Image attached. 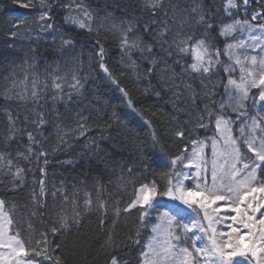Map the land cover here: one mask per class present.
Returning a JSON list of instances; mask_svg holds the SVG:
<instances>
[{"label":"trees","instance_id":"16d2710c","mask_svg":"<svg viewBox=\"0 0 264 264\" xmlns=\"http://www.w3.org/2000/svg\"><path fill=\"white\" fill-rule=\"evenodd\" d=\"M48 1L57 36L23 41L11 35L12 20L31 12L22 0H0V201L11 220L9 235L18 234L31 249L47 233L53 259L36 257L41 264H55L57 255L62 264H110L113 256L119 264H141L156 210L147 209L141 220L145 209H124L142 183L155 181L164 190L175 170L171 159L184 155L193 140L207 145L212 139L226 87L221 33L241 13L226 10L227 0H161L157 8L152 0H82L92 23L78 30L66 23L64 0ZM130 26L125 47L121 41ZM186 36L219 50L222 63L215 74L187 68L191 54L173 44ZM73 74L83 83L79 92L70 87ZM26 76L28 91L21 99L16 93ZM57 76L66 78L58 81L60 90L53 87ZM80 124L84 135L77 131ZM258 175L264 179V171ZM61 209L69 216L79 211L80 224L53 234Z\"/></svg>","mask_w":264,"mask_h":264},{"label":"snow or ice","instance_id":"6c2138e0","mask_svg":"<svg viewBox=\"0 0 264 264\" xmlns=\"http://www.w3.org/2000/svg\"><path fill=\"white\" fill-rule=\"evenodd\" d=\"M244 3L247 4L248 0H244ZM21 6L25 8L29 7L30 0L29 3H24ZM150 6L152 8L160 7L161 0H152ZM234 7H236L234 0H227L226 10ZM41 19H44V16H42ZM201 19H203V17H201ZM253 19H255V17H253ZM20 23L23 24L24 21H20ZM84 26L85 25L80 22V27ZM49 27H51V25H49ZM261 27H264V25H261ZM131 30L130 26L123 35L121 43L125 47L129 46L128 32H131ZM234 30V25L228 24L224 27L221 34L228 35ZM11 35L15 37L17 33L12 32ZM253 39L255 40L258 38L253 37ZM64 44L70 45L71 41L65 40ZM173 44L179 53L191 54L193 62L189 64L187 68L194 73L202 75L210 74L214 65L219 63V50L213 53L204 39H194L191 36H186L183 39L174 40ZM131 46L137 47L138 45L133 42ZM229 47L232 46L229 45ZM148 51H151L150 46L148 47ZM98 55L101 57L102 61L104 55L103 46H101ZM231 58L230 56L229 59ZM250 62L253 66L252 69L246 66L240 68L241 76L239 81L231 78L228 80V84L233 86V91L230 94L233 111L240 112L241 115L245 114L242 110L246 107V101L250 98V89H260L258 101L256 98H253L254 103L264 102V58L258 61L257 56L253 55L250 58ZM177 63H179V61H177ZM235 63L240 65V59L237 58ZM100 68L106 73L109 72V69L103 62L100 63ZM225 71H229V69L226 68ZM63 79L66 78L57 76L53 80V87L60 90L62 84L58 81ZM71 80L72 83L70 87L79 92V90L83 88V83L80 78L73 74ZM27 81L28 77L26 76L24 81L19 82L20 85H24L21 91L16 93L21 99L25 98V93L28 91ZM113 82L115 83L116 81L113 79ZM30 83L33 88L31 95L33 98H36L38 93L35 91V79H32ZM17 86L19 85L14 84L13 90H15ZM121 92H124V95L127 96V92H125L124 89H121ZM157 95H159V93H157ZM128 104L129 107H131L130 100ZM133 110L135 111V109ZM38 115L40 116L39 123L43 124L44 120L42 115ZM261 123L264 122H258L255 118H252L250 125L240 128L243 143L247 145L248 151L253 154V159L245 156L241 152L237 139L232 136L230 118L226 119L220 116L216 119L217 131L227 133V135L222 134L221 137L223 139V151L218 152L217 141H212V155L213 157H222L223 163L218 164L216 159L212 160V187L204 189L207 195H203V192H194L191 188L184 187L183 182L179 179L181 175L180 172L173 173L177 176L176 183L174 184L172 179L169 178L167 186L162 191L158 189L155 181H153L151 185L147 183H142L140 185L136 199L132 201L124 211L127 212L129 209L135 208L138 205L141 209H145V211L141 213V220H143L145 215H148L147 209L156 208L154 201L158 196L170 197L174 201H180V204L177 205L174 210L170 209L160 214L159 219L164 220L168 227L161 229L159 224L153 227V232L157 233V235L153 237V240L150 241L148 245L149 251L154 253L156 257V259L152 261V264H161L163 260L169 257H171L173 261H178L179 264H196V254L205 259V264H251L252 260L255 261V264H264V213H261V209H264V196H262L259 201L256 200L255 196H252V199L249 200V196L253 193H264V180L258 182L257 177L258 169L264 171V168H262V166H264V137H259L257 135V129H259L261 133H264V127H261ZM77 131L80 132V135H84V125L80 124ZM177 135L183 137L184 133L180 131L177 132ZM28 138L30 141L34 140L31 133H28ZM152 141L153 145L159 143L154 134ZM61 142H64L62 137ZM192 144L196 145L197 141L193 140ZM201 144L203 145V142H201ZM29 150L31 151V149ZM184 151L187 152L188 149L185 148ZM193 151L195 154L191 158L185 157L183 153L172 158L171 166L175 168L178 161L182 163L183 160L188 159V164L185 166L196 168L198 170V175L202 170L205 173L204 182L207 184L206 174L208 169L206 167L207 160H205L202 155L203 147L200 148V152H195V149H193ZM42 155H46V153H42ZM45 163H47V161H45ZM128 171L131 173V169ZM225 177H227V182H225ZM218 180L220 181L219 187H217ZM199 187L198 184L197 188ZM197 195H200L202 198L199 200L195 199ZM216 201H231V204L227 207V211L235 213V215L228 216L226 219L231 220L233 224L237 226L234 227L233 224H229L227 227L230 231L227 233H219L221 236L226 235V240L217 239V229L213 227V223L218 222V218L214 221L208 212V206ZM90 204V200L85 201L86 207ZM242 205L243 207H241ZM2 206L3 201H0V207ZM197 208L203 211V219L209 221L208 226L205 227L195 219L191 220L190 223H183L181 225L180 214L187 209H191L199 216L200 213L197 211ZM212 211L219 212L220 208H214ZM257 213H260L259 219L256 218ZM57 215L58 222H53L50 229L53 234L60 233L63 235V233L70 231L73 226L78 227L80 224V212L75 209L71 216H69L64 209H61L60 213ZM7 223L11 224V220H8ZM101 224H103V220H101ZM257 225H259V228L254 232L253 229L257 228ZM173 226H175V230ZM181 227L185 233L184 236L178 231ZM161 231L165 233L162 239L160 237ZM196 232L205 233L208 242L204 243L202 237L196 235ZM187 233H192V236H187ZM17 236L18 234L8 235L3 221L0 220V249H7V252L0 251V261H4V264H41L40 261L36 260V257L41 255H44V259L46 260L53 259L52 255H48V253L53 250L47 238V233L42 234V241L37 242L39 247L31 249L27 248L25 242L18 239ZM109 239H111V237H109ZM189 239L192 240L191 248L194 252L188 247L179 246L182 241H187ZM198 240L201 241L202 247L197 245L196 241ZM154 244L159 246V250L153 246ZM56 247L59 248L60 245L57 244ZM142 255L147 256L148 253H142ZM238 257L243 259H237ZM55 264H62V258L59 255L55 256ZM110 264H119L117 257L113 256L110 260ZM145 264H149V262L145 260Z\"/></svg>","mask_w":264,"mask_h":264},{"label":"rangeland","instance_id":"374dc122","mask_svg":"<svg viewBox=\"0 0 264 264\" xmlns=\"http://www.w3.org/2000/svg\"><path fill=\"white\" fill-rule=\"evenodd\" d=\"M22 3H29V0H22ZM65 3V9H66V23H68L71 27H74L75 29H89L92 23L91 13L88 11L87 8H85L82 0H64ZM236 7L234 8H228V11L231 10H239L241 13V18L234 20L232 24L235 27V30L231 32L228 35H223V38L226 40V47L222 53L224 56V64H223V77L226 79V87L225 91L222 97V101L217 107V112L215 114L214 118V130H213V137L210 140V142L207 144L209 148L207 149V145L205 142H203V145L201 144V141H197L196 145L191 146L189 150L184 154L185 157L191 158L195 153L193 149H195V152H200V148L203 147V157L205 160H207V184L204 182V176L205 173L201 170L198 173V170L196 168L192 167H186L185 165L188 164V159L183 160V162H177V165L175 166V172H180L181 175L179 176V179L183 182L184 187L191 188L194 192H203V195H207V192L204 191L205 188H211L212 187V180H211V167H212V160L216 159L218 164L223 163V158L220 156L213 157L212 155V141H217V150L218 152L223 151V135H227V133L218 132L216 129V119L220 116H223L224 118H230L231 121V134L234 138L237 139V142L240 145V143L243 145V149L241 148V152L247 156L254 159L253 154L248 151L247 145L243 143V139L241 138L240 128L245 127L247 125L251 124L252 118H255L258 122H264V102H253V98H256L258 101V94L260 89H250V98L248 101H246V107L242 110L245 114L241 115L240 112L233 111L232 102L230 101V94L233 91V86L228 84L229 78L239 81L241 72L240 68L242 66H246L249 69H252L253 66L251 65L250 58L251 56L255 55L257 56L258 61L261 58H264V27H261V25H264V0H256L253 5L251 3L248 4H242L240 6L237 5V2L234 1ZM31 14H23V16H17L15 15L13 17V26H14V32L17 33L16 36L20 40H33L35 38H42V39H49L53 40L57 36L58 31L53 26V20L50 15L49 10V1L48 0H30V6L25 8ZM44 16V19H41V17ZM255 17V19H253ZM20 21H24L23 24L20 23ZM80 22H82L85 26L80 27ZM239 22V23H237ZM247 22V23H245ZM51 25V27H49ZM253 37H257L258 39H253ZM231 45L232 47H229ZM242 45V46H241ZM210 47V46H209ZM210 50L215 53L211 47ZM232 57L229 59V57ZM239 58L241 61L240 65H237L235 63V60ZM247 58V59H246ZM219 63H216L212 69V72L215 74L218 71L217 66L222 63V57H218ZM229 69V71H225V69ZM258 78V77H257ZM261 127H264V123H261ZM237 132V136H235V133ZM247 133V128H246ZM257 135L259 137H264V133H261L259 129H257ZM207 149V150H206ZM203 167V166H202ZM260 169L257 170V177L258 182L261 180H264L261 178L259 174ZM177 180V176L173 174L172 181L175 184ZM225 182H227V177H225ZM199 184V188H197V185ZM220 181H217V187H219ZM252 196L256 197V200L259 201L262 196H264V193H253L251 196H249V200L252 199ZM166 200L157 199L154 201V204H156V214H155V225H160L161 229L168 227L166 222L162 219H159L160 214L168 211L170 209L174 210L177 205L180 204V201L172 200L170 197H165ZM202 197L200 195H197L195 199L199 200ZM231 204V201L225 202V201H216L215 203H211L208 206V212L209 215L213 218L215 221L218 218V222L213 223V227L217 229V239L218 240H226L227 236H221L219 233H227L230 231V229L227 227L229 224H233V222L229 219H226V217L235 215V213H231L230 211H227L228 205ZM234 206V205H233ZM157 207L159 209H157ZM186 207V206H184ZM220 208L219 212H213L212 210L214 208ZM243 207V205L241 206ZM153 209H148L150 213L153 214ZM197 211L200 213L199 216H197L196 212H193L191 209H187L185 212L180 214V223L181 225L183 223H190L191 220L195 219L202 223L205 227L208 226L209 221L203 219V211L197 208ZM261 213H264V209H261ZM260 213H257V219H259ZM0 220L3 221L4 226L7 230V234L9 235L8 226L7 223L8 219L6 216V213L2 207H0ZM233 226H237L236 224H233ZM259 228V225H257V228H254L253 231H257ZM173 229L175 230V226H173ZM179 233L184 236L185 233L183 232L182 227L178 230ZM247 231V230H244ZM157 233H154L152 230L151 237L149 238L148 242L146 243L145 250L143 253H148L147 256L142 255V261L141 264H145V260L149 262V264H152V261L156 259L155 254L149 251L148 245L149 242L153 240V237H155ZM165 233L163 231L160 232L161 239ZM196 235H199L202 237L203 242L207 243V235L205 233L196 232ZM187 236L191 237L192 233H187ZM198 246H203L201 241H196ZM192 240L182 241L180 243V247H188L190 250L194 252V250L191 248ZM154 247L159 250L158 245H153ZM2 252H7V249H0ZM196 259V264H205V259L203 257H200L198 254ZM237 259H243L238 257ZM0 264H4V261H0ZM161 264H179L178 261H173L171 257H169L166 260H163ZM251 264H255V261L252 260Z\"/></svg>","mask_w":264,"mask_h":264}]
</instances>
